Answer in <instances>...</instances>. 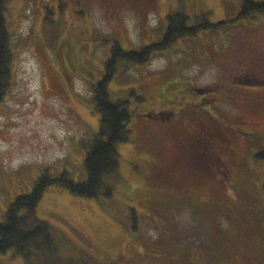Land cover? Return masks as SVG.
<instances>
[{
	"label": "rangeland",
	"instance_id": "rangeland-1",
	"mask_svg": "<svg viewBox=\"0 0 264 264\" xmlns=\"http://www.w3.org/2000/svg\"><path fill=\"white\" fill-rule=\"evenodd\" d=\"M242 8L243 0H9L0 223L42 174L86 181L87 142L100 128L91 86L105 75L112 40L125 51L161 42L166 16L181 12L196 34L147 64L118 62L108 83L111 100L134 113L112 196L51 185L37 213L77 263L264 264V160L255 155L264 152V11L238 19ZM0 264L26 262L10 250Z\"/></svg>",
	"mask_w": 264,
	"mask_h": 264
},
{
	"label": "trees",
	"instance_id": "trees-1",
	"mask_svg": "<svg viewBox=\"0 0 264 264\" xmlns=\"http://www.w3.org/2000/svg\"><path fill=\"white\" fill-rule=\"evenodd\" d=\"M7 2L9 0H0V104L11 83V39L5 18ZM260 11H264V3L243 0L242 12L238 19ZM189 18L181 12L167 15L168 27L162 41L142 47L140 50L125 51L118 40H112L111 54L105 63V75L101 81L91 86L89 105L94 113L100 115V128L87 142L84 162L87 171L86 181L75 182L66 172L59 177L42 174L30 194L16 197L7 208L0 223V256L15 250L17 255L24 258L26 264L90 263L85 261L77 263L59 253L53 240L52 228L48 222L39 218L37 207L51 185L68 189L73 194L86 198L112 196L113 188L108 184V180L118 172L120 158L118 145L128 140V125L134 113L130 110L127 100H111L108 83L116 73L118 62L147 64L156 52L170 48L178 38L196 34L200 27H189ZM220 25L206 24L203 27L215 28ZM161 112L166 115L165 111ZM171 114L168 113L166 117ZM258 137L260 140L263 139L261 136ZM255 155L258 160H264V152Z\"/></svg>",
	"mask_w": 264,
	"mask_h": 264
},
{
	"label": "flooded vegetation",
	"instance_id": "flooded-vegetation-1",
	"mask_svg": "<svg viewBox=\"0 0 264 264\" xmlns=\"http://www.w3.org/2000/svg\"><path fill=\"white\" fill-rule=\"evenodd\" d=\"M258 64H259L260 67H262L264 69L263 61H260ZM239 122H241V120H239ZM202 139H203V141H201V144L204 145V146H202V148H201V153L204 152V154H206V150H209V148H210L209 145L207 144L208 143V139L206 137H204V136L202 137ZM206 141H207V143H206ZM199 165H202V164L200 163Z\"/></svg>",
	"mask_w": 264,
	"mask_h": 264
}]
</instances>
